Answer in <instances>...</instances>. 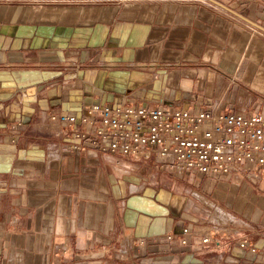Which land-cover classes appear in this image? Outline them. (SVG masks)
I'll use <instances>...</instances> for the list:
<instances>
[{"label": "crops", "instance_id": "obj_1", "mask_svg": "<svg viewBox=\"0 0 264 264\" xmlns=\"http://www.w3.org/2000/svg\"><path fill=\"white\" fill-rule=\"evenodd\" d=\"M159 101L264 114V0H0V264H264V171L61 152L47 119Z\"/></svg>", "mask_w": 264, "mask_h": 264}, {"label": "built area", "instance_id": "obj_2", "mask_svg": "<svg viewBox=\"0 0 264 264\" xmlns=\"http://www.w3.org/2000/svg\"><path fill=\"white\" fill-rule=\"evenodd\" d=\"M47 119L58 125L54 137L61 139V152L87 147L68 141L75 139L100 153L153 158L158 167L171 166L184 172L217 176L243 173L258 178L264 171V114L260 112L234 114L222 111L219 103L211 110H193L161 101L117 107L92 104L84 106L80 115L51 113ZM217 214L221 217L214 224L217 229L225 224L222 219L233 224L224 212ZM212 231L207 225L185 226L179 233L166 234L165 240L185 246L195 239L203 245L213 241ZM237 246L256 252L245 240Z\"/></svg>", "mask_w": 264, "mask_h": 264}, {"label": "rangeland", "instance_id": "obj_3", "mask_svg": "<svg viewBox=\"0 0 264 264\" xmlns=\"http://www.w3.org/2000/svg\"><path fill=\"white\" fill-rule=\"evenodd\" d=\"M160 102V101H159ZM159 102H157V103H159ZM157 103H155V104H157ZM174 105V104H173Z\"/></svg>", "mask_w": 264, "mask_h": 264}, {"label": "bare ground", "instance_id": "obj_4", "mask_svg": "<svg viewBox=\"0 0 264 264\" xmlns=\"http://www.w3.org/2000/svg\"><path fill=\"white\" fill-rule=\"evenodd\" d=\"M224 221V220H223Z\"/></svg>", "mask_w": 264, "mask_h": 264}]
</instances>
